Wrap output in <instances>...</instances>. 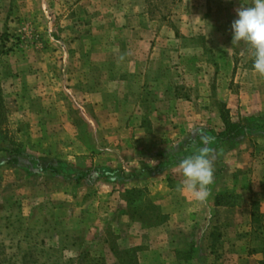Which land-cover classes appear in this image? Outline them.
I'll list each match as a JSON object with an SVG mask.
<instances>
[{
  "label": "rangeland",
  "instance_id": "rangeland-1",
  "mask_svg": "<svg viewBox=\"0 0 264 264\" xmlns=\"http://www.w3.org/2000/svg\"><path fill=\"white\" fill-rule=\"evenodd\" d=\"M191 2L0 0V148L36 158L33 174L0 167V264H118L112 246L127 262L134 251L146 259L144 247L130 244L128 224L160 228L167 216L144 204V195L129 210L128 184L56 181L46 167L111 168L101 166L119 158L128 171V106L118 84L134 60L181 67L183 80L197 84L192 90L206 93L201 82L214 56H193L180 35L189 30ZM223 31L239 54L249 49L233 43L231 23ZM252 240L264 255V233Z\"/></svg>",
  "mask_w": 264,
  "mask_h": 264
},
{
  "label": "crops",
  "instance_id": "crops-1",
  "mask_svg": "<svg viewBox=\"0 0 264 264\" xmlns=\"http://www.w3.org/2000/svg\"><path fill=\"white\" fill-rule=\"evenodd\" d=\"M231 1L193 0L186 22L189 30L178 32L193 44L189 50L193 56H214L216 62L205 66L210 76L201 82L206 93L196 94L192 88L197 84L189 86L183 80L181 67L171 71L162 59L152 58L155 63L146 65L134 60L135 69L128 64V77L125 74L118 84L124 87L122 101L128 106V173L157 169L164 162L160 152L180 145L198 127L223 132L224 106L233 122L264 113V75L254 71L251 50L239 54L223 31L236 19V10L247 5V0ZM136 34L130 32L129 37ZM238 54H250L251 62L239 61ZM209 158L214 176L205 203L180 191L183 177L178 166L128 182V190L144 191V204L151 203L167 216L160 228L128 224L130 244L149 253L144 260L138 258V264H262V249L252 235L264 231V223L260 229L253 223L255 202L264 214V137L248 136ZM121 161L109 160L101 167L115 169ZM228 195L235 197L232 205H216Z\"/></svg>",
  "mask_w": 264,
  "mask_h": 264
},
{
  "label": "trees",
  "instance_id": "trees-1",
  "mask_svg": "<svg viewBox=\"0 0 264 264\" xmlns=\"http://www.w3.org/2000/svg\"><path fill=\"white\" fill-rule=\"evenodd\" d=\"M222 119L225 125V130L221 133L215 132L211 127L203 126L198 127L195 130H198L199 133L206 135L212 138V141L205 146L200 141L199 135H194L193 133L180 145L172 148L169 151L160 152V156L164 159V162L157 169H149L143 171H134L128 173L123 168H77L73 164L64 161H56L55 163L48 164L46 167V171L51 173V176L60 177L65 179L66 181L76 182V184H81L85 181H96L100 179H104L110 183H116L120 185H127L128 182L134 179H140L146 177L148 174L150 175L154 171H158L159 173L170 169L172 167H177L180 161L193 154V152L198 151L201 148L207 147L209 157L220 154L225 148L232 149L239 141L248 137V136H260L264 137V113L255 118H248L245 120H240L238 122H233L229 111L226 110L225 106L222 108ZM5 153L8 156L7 160H0V167L5 165L17 166L28 172L29 174H33L32 170V162L31 160L36 159L33 156H29L26 151L18 147H14L11 149L3 150L0 148V153ZM36 161V160H35ZM128 209L130 210L131 206L136 205L138 200L137 198H141L144 195V191L141 190H128ZM235 200L234 196H224L222 198L217 199V206H230ZM142 206V205H141ZM147 206L152 209L155 208L151 203H147ZM261 204L259 202H255L253 204V223L258 226V229L262 227L264 223V214L261 213ZM163 219H165L163 217ZM264 233V231H263ZM112 251L116 258L118 259L120 264H134L137 263L136 253L131 255L130 260H125V258L121 255L122 252L112 246ZM264 264V261L262 262Z\"/></svg>",
  "mask_w": 264,
  "mask_h": 264
},
{
  "label": "clouds",
  "instance_id": "clouds-1",
  "mask_svg": "<svg viewBox=\"0 0 264 264\" xmlns=\"http://www.w3.org/2000/svg\"><path fill=\"white\" fill-rule=\"evenodd\" d=\"M233 43H244L251 50L254 71L264 75V0H252L251 5H242L236 10V19L231 23ZM200 141L207 146L212 138L194 130ZM183 177L180 191L189 193L200 203L211 196L213 161L207 147L183 158L178 165Z\"/></svg>",
  "mask_w": 264,
  "mask_h": 264
}]
</instances>
